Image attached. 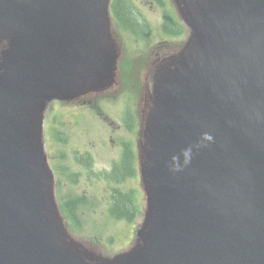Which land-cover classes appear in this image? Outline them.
Segmentation results:
<instances>
[{
	"label": "water",
	"instance_id": "obj_1",
	"mask_svg": "<svg viewBox=\"0 0 264 264\" xmlns=\"http://www.w3.org/2000/svg\"><path fill=\"white\" fill-rule=\"evenodd\" d=\"M107 2L0 0V264H264V0H177L194 32L150 105L141 242L106 262L69 238L42 112L109 81Z\"/></svg>",
	"mask_w": 264,
	"mask_h": 264
},
{
	"label": "flooded vegetation",
	"instance_id": "obj_2",
	"mask_svg": "<svg viewBox=\"0 0 264 264\" xmlns=\"http://www.w3.org/2000/svg\"><path fill=\"white\" fill-rule=\"evenodd\" d=\"M143 21L145 26L148 25L145 16L143 18L127 4L119 5L116 19L118 24L139 32L143 28ZM149 22V30L152 32V24L150 20ZM160 58V54H156V60ZM112 89L108 91H113ZM96 95H92V99ZM92 110L97 117L100 116L98 118L105 119L99 107H93ZM144 114L146 116V111ZM99 126L103 127L101 124ZM122 127L129 128V124L122 121V125L118 128ZM107 133V139L87 141L83 144V149H76L71 154L69 152L72 139L66 137L60 140L59 151L62 156L60 168L64 170L65 180H68L65 186L68 183L75 184L74 198L62 197V204L70 211V215L76 218L87 214H97L98 210L107 209L114 218L136 220L145 204L140 185L138 145L135 142H129L123 135L115 138L112 133L108 131ZM102 157L107 159V164L102 162L98 166V162L103 160ZM96 183L102 185L100 191L93 189ZM107 217L110 218V214H107Z\"/></svg>",
	"mask_w": 264,
	"mask_h": 264
},
{
	"label": "rangeland",
	"instance_id": "obj_3",
	"mask_svg": "<svg viewBox=\"0 0 264 264\" xmlns=\"http://www.w3.org/2000/svg\"><path fill=\"white\" fill-rule=\"evenodd\" d=\"M145 1V0H143ZM149 0L144 2L145 7H147L150 10L151 5L149 4ZM144 11L146 12L147 17L151 21V23H159V20L161 19L160 13H158V16L155 20H152L150 18L149 11H146L144 8ZM154 15V14H152ZM147 19V21H149ZM112 26L116 29L115 24L112 23ZM182 32L183 36L177 41H174V51L178 52L179 48L182 46V44L187 41V37L189 35V32L183 29ZM125 41V40H123ZM140 52H144V50H141ZM132 57V55H131ZM145 74L141 75V78H139L137 88L135 90V97H136V108L142 109L144 105V95L145 91V80H144ZM146 78V77H145ZM137 84V82H136ZM118 87H115L114 91L105 93L103 95L98 96L97 100L102 105L104 102V115L106 119H110L114 124H105V122L99 121L97 118H95L94 114H81L79 115V125L75 124L70 118L66 119V125L65 126H59L60 131L64 130L66 127V136H70L72 139V144H82L86 142L87 140H94L97 141L98 139L104 140L107 139L108 133L105 135L104 133L107 131H110L115 138L124 136L129 142L134 141L135 134L137 132L136 123H134V115L131 110V107H127L126 102L128 100V104H131V98L128 95L127 98L124 99L123 102L117 101L115 97L116 90ZM110 101H116V102H110ZM65 105V104H64ZM54 104H51L49 106L48 110L45 113V116L51 114L55 107H53ZM103 106V105H102ZM65 106H61V110H64ZM59 108V106L57 107ZM89 110V109H86ZM138 111V110H137ZM117 118V119H116ZM122 121H126L129 124V128L122 127L118 128L119 125H122ZM142 121L139 118V125L142 128ZM98 124L102 125L103 128L100 126L98 127ZM114 132V133H113ZM65 136V135H64ZM45 138V137H44ZM47 146V143H46ZM104 161L98 162V166ZM98 186V187H97ZM102 188V185L100 183H96L93 187L95 191H100ZM57 200L59 202V198L57 197ZM103 209L98 210L96 218H92L90 215H85L82 219L78 220L76 222V227L71 222V220H68L66 217L63 216V220L65 223V226L67 230L69 231L70 235L78 242L83 244L86 248L93 250L95 249L96 252L104 257L107 258H113L117 256L118 254L125 253L126 251L132 249L136 244V236L131 241H125L130 238V234L134 233L132 231V224L126 223V224H114L115 222L110 221L107 222L102 217ZM138 218V217H137ZM137 220V219H136ZM141 220V217L140 219ZM134 227H139V224H133ZM117 233V234H115ZM113 235V236H112ZM111 236V237H110ZM107 238V240H105ZM133 238V236H132ZM125 241V242H124ZM108 244V246H107ZM94 251V250H93Z\"/></svg>",
	"mask_w": 264,
	"mask_h": 264
},
{
	"label": "clouds",
	"instance_id": "obj_4",
	"mask_svg": "<svg viewBox=\"0 0 264 264\" xmlns=\"http://www.w3.org/2000/svg\"><path fill=\"white\" fill-rule=\"evenodd\" d=\"M210 139V138H209Z\"/></svg>",
	"mask_w": 264,
	"mask_h": 264
}]
</instances>
